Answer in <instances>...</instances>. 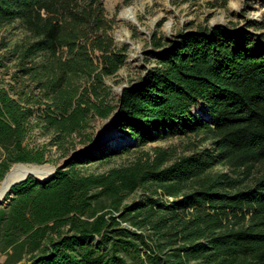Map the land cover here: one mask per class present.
<instances>
[{
	"label": "trees",
	"instance_id": "trees-1",
	"mask_svg": "<svg viewBox=\"0 0 264 264\" xmlns=\"http://www.w3.org/2000/svg\"><path fill=\"white\" fill-rule=\"evenodd\" d=\"M15 19L37 38L17 52L11 79L0 82V177L11 162H46L44 145L24 141L35 125L60 144L82 133L90 115L117 108L112 126L128 140L89 147L49 178L28 175L11 186L0 205L5 264L24 253L18 264H257L252 256L264 262V172L242 188L223 174L181 193L167 190L171 197L149 189L123 203L124 168H78L196 129L214 133L216 153L202 148L164 166H133L135 185L191 178L218 158L264 162V33L211 25L156 40L148 51L153 64L113 99L103 78L123 64L127 46L115 47L114 21L100 0H0V22ZM243 209L260 217L230 223Z\"/></svg>",
	"mask_w": 264,
	"mask_h": 264
},
{
	"label": "rangeland",
	"instance_id": "rangeland-1",
	"mask_svg": "<svg viewBox=\"0 0 264 264\" xmlns=\"http://www.w3.org/2000/svg\"><path fill=\"white\" fill-rule=\"evenodd\" d=\"M100 1L106 19L114 21L110 33L115 47H121L123 44L127 46L123 64L113 75L103 78L104 84L110 87L113 99L118 96L120 86L137 79L144 74L147 66L153 64L148 51L154 50L153 42L156 40L163 42L172 39L178 31L209 27L219 23L231 30L242 26L256 34L264 33V0H129L126 3L122 0ZM128 8L134 12V21L127 19L123 14ZM36 38L37 36L29 31L19 19L0 22V62L3 63L0 65V82H7L11 79L10 73L15 69L17 52L22 47L30 45ZM36 59H42V55H37ZM195 108L199 109L200 105H196L192 111ZM105 119L106 117L90 115L89 125L83 129L82 133L70 135L60 144L49 143L52 139L51 132H44L42 128L35 125L27 133L24 141L28 146L44 145L46 152L43 161L51 164L61 163L64 157L75 148H84L88 144H91L90 147L100 143L116 147L127 142L128 137L118 133L119 131L112 126V122L109 126L99 129ZM214 138L213 132L201 129L167 135L163 138L148 140L140 145H132L128 150L100 158V160L84 162L78 168L83 173L107 171L116 166L124 168V180L128 182L129 193L122 199L123 203L139 198L140 192L149 191V189L155 190L158 196L171 197L167 190L172 189L181 193L214 177L221 178L223 174L227 178L234 179L233 188H242L252 184L258 176L262 175L264 162L238 165L227 158H218L202 172L181 181L165 182L162 185L153 183L148 186V183L135 185L136 181L131 179L134 173L133 166L141 170V168L156 165L158 161H161L164 166L185 154L202 148L216 153L217 149L212 142ZM2 156L3 152L0 147V159ZM8 201L6 197L0 205L5 206ZM243 210L245 214L241 212L231 217L229 222L247 224L260 217L258 214H253L250 209ZM28 255L24 253L15 264L22 262ZM4 257L5 254L0 251V264L4 263ZM251 258L257 264H264L260 257L252 256Z\"/></svg>",
	"mask_w": 264,
	"mask_h": 264
},
{
	"label": "water",
	"instance_id": "water-1",
	"mask_svg": "<svg viewBox=\"0 0 264 264\" xmlns=\"http://www.w3.org/2000/svg\"><path fill=\"white\" fill-rule=\"evenodd\" d=\"M213 25H221V24L219 23V24H213ZM126 86L127 85H122L119 87L118 95L121 94L123 88ZM116 112H117V108L114 111H112L109 115L105 116L106 117L105 122L99 127V129H103V128L109 126L111 124V122L113 121V119L115 118ZM90 146H91V144H88L84 148H75L66 157H64V159L61 163H57V164L52 163L51 164V163L47 162L51 166V169L49 171L45 172L43 177H37V176L35 177L33 174L28 173V172L20 173L17 176L16 175L10 176L9 172L12 169L11 166L13 165V163L19 162V161L13 162L11 165H9L7 167V170L4 172L3 176L0 179V204L2 203V200L4 199V195L7 192H9L11 186L14 185V183L19 182L20 180L26 178L28 175H33L35 178H37L39 180L47 179L52 175V173L55 171V169L57 167L64 166L72 156L83 153ZM38 163H41V162H38Z\"/></svg>",
	"mask_w": 264,
	"mask_h": 264
},
{
	"label": "bare ground",
	"instance_id": "bare-ground-1",
	"mask_svg": "<svg viewBox=\"0 0 264 264\" xmlns=\"http://www.w3.org/2000/svg\"><path fill=\"white\" fill-rule=\"evenodd\" d=\"M133 10L128 8L123 14L127 19L135 20ZM10 176L19 175L20 173L28 172L33 174L35 177H43L44 173L51 169V166L46 162L44 164L37 163H22L16 162L14 166L11 167Z\"/></svg>",
	"mask_w": 264,
	"mask_h": 264
}]
</instances>
